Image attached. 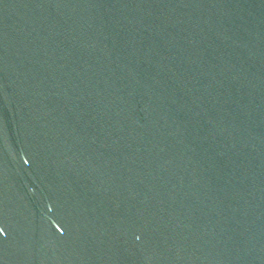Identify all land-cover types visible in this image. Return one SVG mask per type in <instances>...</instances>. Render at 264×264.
Masks as SVG:
<instances>
[{
  "label": "water",
  "instance_id": "95a60500",
  "mask_svg": "<svg viewBox=\"0 0 264 264\" xmlns=\"http://www.w3.org/2000/svg\"><path fill=\"white\" fill-rule=\"evenodd\" d=\"M0 264H264V0H0Z\"/></svg>",
  "mask_w": 264,
  "mask_h": 264
}]
</instances>
